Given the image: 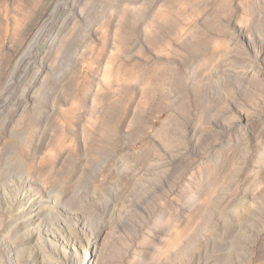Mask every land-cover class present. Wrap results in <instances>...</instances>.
<instances>
[{
  "label": "rangeland",
  "instance_id": "1",
  "mask_svg": "<svg viewBox=\"0 0 264 264\" xmlns=\"http://www.w3.org/2000/svg\"><path fill=\"white\" fill-rule=\"evenodd\" d=\"M67 1L0 0V256L15 153L64 262L264 264V0Z\"/></svg>",
  "mask_w": 264,
  "mask_h": 264
},
{
  "label": "bare ground",
  "instance_id": "2",
  "mask_svg": "<svg viewBox=\"0 0 264 264\" xmlns=\"http://www.w3.org/2000/svg\"><path fill=\"white\" fill-rule=\"evenodd\" d=\"M76 1L77 0L73 1V3L76 2ZM51 3H53V2H51ZM73 3H71V4H73ZM56 6H57V3L54 5V7H56ZM83 9L85 10V8H83ZM59 10H60V8H59ZM86 10H87V8H86ZM64 13H67V12H64ZM47 18H49V17H47V16H44L43 17L42 16L39 24L37 26L35 25L36 27L33 30V35L31 36V40L30 41L26 40V41H28V43H27L28 45L26 44L27 45V48L25 47L26 50L29 49L32 46V41L33 40H35L37 37L40 38V36H38V35L42 31V28L44 27L46 21H48ZM67 18H68V14L65 16L64 19H61V22L59 21L57 23V25H59L57 27H60L62 25L64 26L65 23H66V21H67ZM50 25H52V24H50ZM57 30L59 31L58 28H57ZM43 35H44V33H43ZM56 37L57 36L52 37L53 39L51 40L50 43L48 42V44H46L45 43L46 41H45L43 43L42 47H38L37 48L38 53L36 51V55L35 56L32 55L31 58L27 60L26 67H25V71H24L23 75L20 76V80L21 79L23 80L24 78H26L27 73H29V71H32L31 74H29L30 76L28 77L27 81H32V80L40 79V81L42 82V84L45 82V79H46L45 77H46V75L48 73L49 67L51 69V66L47 65L48 63L46 64V61H47L46 58H48L47 57V54L49 55V54L52 53V51L51 52H49V51L51 50L54 42L57 41L56 40ZM63 37H65V36H63ZM63 37H61V39ZM42 38H44V37L42 36ZM50 39H51V37H50ZM32 47L35 48V46H32ZM53 47H55V44H54ZM59 52L60 51H58V53ZM27 57H29V56H27ZM50 64H51V62H50ZM42 74H43V78L41 79L40 76H42ZM42 84H38V85H42ZM28 86L29 85H27L26 87H28ZM36 86H37V84L32 83V85L26 91V93H25V89H27V88H25L23 90V93L20 95V97H23V100H25V101L32 100L33 99L32 98L33 95L35 96L36 94H38L35 91L33 92V90L35 89ZM39 90H41V89H39ZM31 94H32V96H31ZM23 129H24V127H23ZM15 137L17 138L18 141L20 140V136L17 135V133H16ZM13 157H14L13 158L14 160L12 159V161L9 162V165L12 167L11 168L12 169L11 170L12 173L9 176V182H10L9 184H11V186H10L11 187V192L13 193L12 194V198H11L12 199L11 205L14 208V213H11V216H10V219H9V226H10V228H8L9 231H7V234L9 232V234L11 235V237H9V236L8 237L11 238V242L12 243L10 245L11 246L10 248H8V244H7V249H9L7 251V253L4 256H2V257L0 256V264H65V263L66 264H69V262L62 261L59 258V256L54 253L55 252L54 250H57V246L56 245L53 244L50 247L46 245L48 243L47 242L48 241V236H45V233H46V230H47V228H46L47 227V220L50 218L51 214L54 212V211L52 212L53 205L55 203H58L59 202V197H57V196H54L53 197L52 196L53 199L51 198V200H49V201L48 200L47 201L46 200L44 201L41 196H37L36 194H33L32 190H31V185L26 181V179H29L30 177L29 178L27 177V173L24 170L23 163L21 161H19V159L16 157V154L15 153H14V156ZM1 180L3 181V179H1ZM6 182H8V181H6ZM6 185H8V184H6ZM12 188H13V190H12ZM50 204H52V205H50ZM8 207H10V206H8ZM56 215H57V213H56ZM43 230H44V232H43ZM52 235H53V233H52ZM2 236H3V234H2ZM6 236L7 235H5V237ZM5 237H4V239H5ZM51 239H52V237H51ZM94 239H97V238L95 237ZM2 242L4 243V241H2ZM53 242H56V241H53ZM91 242L92 241H88V244L86 243L87 244L86 247L83 246V245L82 246L79 245L82 249L80 250L81 252L79 250H78L79 252H76L75 251V253H77V261L74 260V262H76V264H89V261H91L92 258L96 256L95 255L96 246H95V242L94 241H93L94 246L91 247V248H89V245L91 244ZM193 243H195V242L193 241ZM65 244H64V248H66L65 247ZM75 244H76V242H75ZM2 245H4V244H2ZM72 246H74V245H72ZM195 246H196V244H195ZM193 247H194V245H193ZM75 248H76V246H75ZM75 248H74V250H75ZM4 249H6V248H4ZM62 249L63 248H61L59 250V252L62 251ZM76 249H78V247ZM89 249H90V251H89ZM63 250H64V252L62 251L63 254H64V255L62 254L63 256H68L73 251V250L68 251V249L67 250L66 249H63Z\"/></svg>",
  "mask_w": 264,
  "mask_h": 264
}]
</instances>
